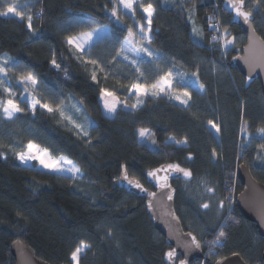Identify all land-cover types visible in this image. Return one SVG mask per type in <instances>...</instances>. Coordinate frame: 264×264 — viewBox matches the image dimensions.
Segmentation results:
<instances>
[{
	"label": "trees",
	"instance_id": "1",
	"mask_svg": "<svg viewBox=\"0 0 264 264\" xmlns=\"http://www.w3.org/2000/svg\"><path fill=\"white\" fill-rule=\"evenodd\" d=\"M223 1L175 0L167 7L162 0H142L140 4L151 3L154 9L149 44L157 56L143 59L139 72L130 60L116 55L128 37L127 29L136 35L138 26L148 24L139 6L133 17L118 8L117 19L111 13V0H19L27 6L26 16H32L31 29L26 16L23 20L12 14L0 17V58L8 55L13 60L7 77L13 99L25 109L13 120L0 111V264H15L10 252L15 241L28 245L48 264H73L71 254L81 242L88 247L79 264H167L172 248L146 214L149 197L129 194L117 184L125 169L153 191L148 173L168 165L192 174L182 173L173 186L185 232H206L201 241L205 258L197 264H216L232 255H240L246 264H263L264 239L236 208L242 191L236 174L245 164L264 184V137L258 134L264 128V96L259 82L247 89L245 78L231 65L247 37L231 24ZM216 4L222 32L234 40L229 51L214 40L210 29ZM245 4L264 40V0H245ZM191 21L201 27L202 44L193 39ZM101 26H109L110 34L89 56L66 42ZM89 58L97 64L85 63ZM167 70L195 77L204 92L188 87L191 98L186 107L167 95H147L138 108L120 105L113 117L105 114L104 90L120 104L132 106L131 85L151 84ZM29 72L37 78L39 90L34 95L42 103L63 108L74 101L92 124L80 130L57 112L41 108L33 112L23 99L30 101L33 92L18 83ZM7 98L0 90V99ZM65 114L74 119L80 113ZM209 121L220 128L219 133L211 131ZM141 129L150 132L145 142L140 139ZM29 141L73 161L83 179L23 165L16 153ZM206 196H217L229 215L226 211L220 220L217 211L206 213L200 202ZM207 220L217 225H207ZM221 230L224 236L214 243Z\"/></svg>",
	"mask_w": 264,
	"mask_h": 264
},
{
	"label": "snow or ice",
	"instance_id": "2",
	"mask_svg": "<svg viewBox=\"0 0 264 264\" xmlns=\"http://www.w3.org/2000/svg\"><path fill=\"white\" fill-rule=\"evenodd\" d=\"M111 3L113 5L111 9L112 16L116 17L117 19H120V17L117 15L118 8H120L121 11H123V13L127 15L129 12H134L135 7L139 6L143 9V12L147 14V22L149 25H151V18L154 12L151 3L147 4V6L140 4L139 0H111ZM228 3L231 9L235 12L236 17L243 18L244 23L249 24V26H251L252 21L250 18L252 16V12L250 10L244 9L245 0H228ZM0 7L6 9L0 10V17H7L9 14H12L22 20L25 19L27 6L20 4L19 0H0ZM26 19L27 27L31 29L32 16L27 15ZM102 31V29H93L92 31L80 32L78 35L68 37L66 42L69 46L74 47L78 52H82L85 54V56H89L92 48H94L98 42H102L105 38L101 36ZM127 31L128 37L124 40L122 44L119 45V51L116 53V55L122 56L124 60H130L132 65L137 66L136 70L139 72V65L143 62V57L141 56V53H145L148 56H152V52L144 46V42L147 41L148 43H151V39L147 36L143 25H141L139 29L141 33L139 41L136 40L135 34L133 33L132 29L129 28L127 29ZM193 31H195V28L193 29ZM214 39H216V37H214ZM232 43V40L227 39V32H225V48H227V46ZM129 53H132V55L130 56ZM52 63L56 64L55 60H53ZM85 63L95 66L97 64V61L89 58L85 61ZM6 64L7 60H4L3 63L0 64V74L7 75L8 69L4 66ZM56 67H59V65H56ZM100 70L103 71L102 68ZM141 76H143V73H141ZM91 78L93 80L96 79L95 70L93 71ZM174 79L175 76L173 72L171 70H167L163 73V75H161L158 79H155L154 82H152L151 84H146L143 81L133 83L131 85V88L137 94V104L132 105V107L135 108L137 107V105L143 103V101L140 99V96H147L149 94H151L152 96H158L160 95V93H164L170 99L174 98L176 100H179L180 103L183 105H188V100L191 98V96L190 93L187 91V86L184 85L183 74H180V80L177 84V87H184V91L180 95H173ZM19 83L23 86V90L25 91L29 88L32 89L33 95L31 100L29 101L26 97L23 99L25 103L29 104L33 112H35L37 106H39L41 109H44L49 113L57 112L61 118L74 124L75 127L81 128V125L75 123V121L72 120V117L70 115H66L65 111L59 105L52 106L48 103H42L41 100L36 95H34V93L39 90L38 81L37 78L31 72L27 73L26 75H21L19 77ZM198 87L200 88V90H202V86ZM0 88H2L3 91L8 94L7 100L0 99V111H2L3 115L8 120H13L14 118H16L17 113L23 112L25 109L22 108L19 103L15 102V100L13 99L14 93L12 91V88L10 86H6L5 80H0ZM104 96L112 97V102L110 103L106 100L104 103V107L107 108L109 112H115L118 101L116 100L113 93L104 90ZM209 123L212 124V127L217 133L220 132V128L216 124L212 123L211 121H209ZM258 134L264 137V128H259ZM139 135L141 137L149 136L150 132L146 129H141ZM184 142L186 143V141ZM261 147L262 149H264V145H262ZM16 155L23 163H27L30 160H38L40 165H42L44 168L51 169L52 171H67L71 172L73 175L76 176H78L81 172L80 168L74 165L72 161L66 159L63 156H53L47 148H41L39 145L31 141L24 145L23 150L17 152ZM168 168L178 172H182L185 177H190L192 175L190 171L180 168L179 165H168ZM160 171L166 170L157 169L156 171L149 172L148 175L156 178V180L160 183L161 188L168 187V177L167 175L158 176L157 173ZM123 179L128 180L126 172ZM128 182L130 184L133 183L131 180H128ZM135 187H141V185L139 183H136ZM207 190L212 191L211 188ZM152 195L155 194L153 193ZM171 198V195H168V199ZM220 206L223 207V203H221ZM203 207L207 208L208 204H203ZM223 236L224 232L223 230H221L217 236V241H214V243L218 242L219 238ZM193 242H195V237H193ZM196 246L199 247V244L197 243ZM87 247V244L81 242L80 246H78L75 251L71 254V259L75 262V264H79L80 254ZM173 255V252H169L168 258L171 259ZM181 264H183V262H181Z\"/></svg>",
	"mask_w": 264,
	"mask_h": 264
},
{
	"label": "water",
	"instance_id": "3",
	"mask_svg": "<svg viewBox=\"0 0 264 264\" xmlns=\"http://www.w3.org/2000/svg\"><path fill=\"white\" fill-rule=\"evenodd\" d=\"M222 9L231 16V24L239 27L247 37L241 55L234 57L231 65L245 78L247 89L253 83L259 82L264 96V40L255 30V16L252 14L250 18L252 23L249 26V24L244 23L243 18L236 17L228 0L223 1ZM244 9L247 10L246 4H244ZM158 169L166 170L158 172L157 175H167L168 187L161 188L156 178L148 175L147 183L153 187V191H150L140 181L131 178L125 169L122 170L117 186L129 194L149 197L145 202L146 214L154 229L172 248L169 252L174 253L171 259L168 258L169 252L167 253V264H181V262L183 264H196L205 258L202 242L193 233L185 232L182 221L176 212V190L173 181L180 178L182 172L168 167ZM125 172L128 180L133 183L130 184L128 180L123 179ZM236 177L242 186V191L237 197L236 208L245 221L255 225L260 237L264 239V184L255 179L250 168L245 164L239 165ZM136 183H139L141 187H135ZM153 193L155 195H152ZM168 195H171L172 198L168 199ZM193 237H195V242H193ZM197 243L199 247L196 246ZM10 252L15 264H48L37 258L35 252L21 241L13 242ZM179 256L181 260H178ZM262 260L264 264V252ZM216 264H246V262L240 255H232L220 259Z\"/></svg>",
	"mask_w": 264,
	"mask_h": 264
},
{
	"label": "rangeland",
	"instance_id": "4",
	"mask_svg": "<svg viewBox=\"0 0 264 264\" xmlns=\"http://www.w3.org/2000/svg\"><path fill=\"white\" fill-rule=\"evenodd\" d=\"M142 0H139V3L141 2ZM174 1L175 0H162V4L164 5V6H167V7H169V6H171L172 4H174ZM129 15H133V12H129L128 13ZM253 14V13H252ZM144 15H145V18L147 17V14L146 13H144ZM133 17V16H132ZM191 24H192V29H194L195 28V31H193V33H192V36H193V39H194V41L196 42V43H198V44H202L203 42H204V35H203V33H202V30H201V27L199 26V24L197 23V22H195V21H191ZM95 29H102L103 31H102V33H101V36H105V35H107V34H109L110 33V27L109 26H101V27H98V28H95ZM92 31V30H91ZM145 32H146V34H147V36L149 37V26H148V29H145ZM141 35V34H140ZM139 39H140V36L138 37H136V40L137 41H139ZM230 39V38H229ZM230 40H232L233 41V43L232 44H229L228 46H227V48H225V34H222V39H221V41H222V46H223V49L224 50H230V49H232V47L234 46V40L231 38ZM144 46L145 47H147L151 52H152V56H148L147 54H145V53H141V56L143 57V59H147V58H149V59H153V58H155L156 57V55L157 54H155V52H154V50L150 47V44L147 42V41H145L144 42ZM74 48V47H73ZM132 53H129V55H131ZM153 57V58H152ZM4 60H7V64L6 65H4L6 68H8L9 66H11V65H13V60L8 56V55H4V56H2L1 58H0V64H2L3 63V61ZM149 61V60H148ZM180 74L181 73H179L178 71H176L175 73H174V76H175V79L173 80V95H180V94H182V92L184 91V87H177V84H178V81L180 80ZM0 80H5L6 81V86H10L12 89H13V87H12V85H11V82H10V80L8 79V77H7V75H3V74H0ZM183 81H184V85L185 86H187V90L189 89L188 87H193L194 89H196L198 92H200V93H203L204 92V89L202 88V90H200V88L198 87L199 85H198V83H197V81H196V78L195 77H193V76H185V75H183ZM19 83V82H18ZM19 85H21L20 83H19ZM22 86V85H21ZM0 90L1 91H3V89L2 88H0ZM28 90H31L32 91V89L31 88H29ZM4 92V91H3ZM32 93V92H31ZM4 95H5V97H8V94L7 93H5L4 92ZM32 95L33 94H30L29 95V98H30V100H31V98H32ZM131 95H132V97H134V103H133V105L134 104H137V94H136V92L132 89L131 90ZM149 95H151V94H149ZM160 95H165L164 93H160ZM152 96V95H151ZM116 98V97H115ZM143 98H144V96H140V99L143 101ZM109 101L110 103L112 102V97H106V96H104V94H103V96H102V101L105 103V101ZM116 100L118 101V103H117V105H116V111H117V109H118V107H120V105H123V106H125V108L126 109H135V108H138V107H140L141 105H142V103L141 104H139V105H137V107H135V108H133L132 106H128V105H126V104H120V101L116 98ZM172 101L173 102H175V103H177V104H179V105H181V106H184V107H186V106H188L189 105V103H190V99L188 100V105H183V104H181L180 103V101L179 100H176V99H174V98H172ZM37 108H40L39 106H37ZM36 108V109H37ZM76 108L77 109H79V110H77V112H79L80 114H77L76 116L77 117H75L74 119L72 118V120L73 121H75V123H77V124H79V125H81V128H85L84 127V125H91L92 124V122H93V120L90 118V116L88 115V114H86L82 109H81V107H80V105H78L77 103H76ZM116 111L115 112H109L108 111V109L106 108V111H105V114L107 115V116H109V117H113L114 115H115V113H116ZM80 122H82V123H80ZM70 124V123H69ZM74 125V124H73ZM81 128H79L80 130H81ZM210 129H211V131H213L215 134H217V132L215 131V129L212 127V126H210ZM244 133V132H243ZM141 139V141L142 142H145L146 141V139H147V136H145V137H141L140 138ZM66 158V157H65ZM66 159H68V158H66ZM69 160V159H68ZM71 161V160H70ZM20 162H21V160H20ZM73 162V161H72ZM23 165H25V166H28V167H37V168H39V169H41V170H43V171H47V172H50V173H56V174H62V175H65V176H68V177H71V178H73V179H77V180H82L83 179V177H84V174L82 173V172H80V174L78 175V176H76V175H73L71 172H67V171H64V172H56V171H52L51 169H47V168H44L42 165H40V163H39V161L38 160H30V161H28L27 163H23V162H21ZM73 164L74 165H76L74 162H73ZM77 166V165H76ZM65 167H67V166H65ZM78 167V166H77ZM189 186H190V184H188L187 185V187L189 188ZM209 189V188H208ZM212 190H213V188H211ZM206 193V192H205ZM205 193H202V195H205ZM211 194H213V191H211ZM219 200H218V197L217 196H206L205 198L203 197L201 200H200V202H201V207L202 208H204L203 207V204H208V207L207 208H204L205 209V212L206 213H212L213 211H217L218 212V214H220L221 215V218H220V220L224 217V214H225V212L227 211V214H225V215H229V213L230 212H228V210H227V207H225L224 205H223V207H221L220 205V203L218 202ZM219 207H221V209H219ZM230 211V210H229ZM205 215H207V214H205ZM208 216V215H207ZM210 220V219H209ZM209 220H207V222H206V224L208 225L209 223H211V222H209ZM217 220V219H216ZM217 222H218V220H217ZM221 223H222V221H221ZM216 224V221L215 222H212L211 223V225H215ZM217 225V224H216ZM206 234V232H196V236H197V238L200 240V241H202V238H203V236ZM195 235V234H194ZM202 247L204 248V244L202 243ZM87 250V248H85V250L80 254V256L85 252ZM73 264H75V262L73 261ZM197 264V263H196Z\"/></svg>",
	"mask_w": 264,
	"mask_h": 264
},
{
	"label": "built area",
	"instance_id": "5",
	"mask_svg": "<svg viewBox=\"0 0 264 264\" xmlns=\"http://www.w3.org/2000/svg\"><path fill=\"white\" fill-rule=\"evenodd\" d=\"M218 11H219V5L216 4L215 11L211 15L210 29L215 32L213 38L216 37V39L214 40L219 41L222 44L221 39H222V34L224 33L222 32V29H221L220 15H218Z\"/></svg>",
	"mask_w": 264,
	"mask_h": 264
},
{
	"label": "crops",
	"instance_id": "6",
	"mask_svg": "<svg viewBox=\"0 0 264 264\" xmlns=\"http://www.w3.org/2000/svg\"><path fill=\"white\" fill-rule=\"evenodd\" d=\"M154 13V12H153ZM131 16H133V15H131ZM153 16V15H152ZM152 19V18H151ZM146 21H147V18H146ZM148 23V22H147ZM148 26H149V28H150V25L149 24H147V26L145 27V29H148ZM139 29H140V26H138V33L135 35V37H139L140 36V31H139ZM110 34V33H109ZM109 34H107V35H109ZM107 35H105L104 37H106ZM149 37H150V39H152V36H151V32L149 31ZM156 54V53H155ZM132 55V54H131ZM130 55V56H131ZM157 56V55H156ZM153 58V57H152ZM147 60H152V59H149V58H147ZM103 102V101H102ZM103 107H104V102H103ZM64 111H65V113L67 112L68 114L71 112V113H73V114H76L77 113V108H76V103L74 102V101H69V103L67 104V105H65L63 108H62ZM104 111H106V108L104 107ZM17 115V114H16ZM70 115V114H69Z\"/></svg>",
	"mask_w": 264,
	"mask_h": 264
},
{
	"label": "bare ground",
	"instance_id": "7",
	"mask_svg": "<svg viewBox=\"0 0 264 264\" xmlns=\"http://www.w3.org/2000/svg\"><path fill=\"white\" fill-rule=\"evenodd\" d=\"M218 15H220V11H218Z\"/></svg>",
	"mask_w": 264,
	"mask_h": 264
}]
</instances>
